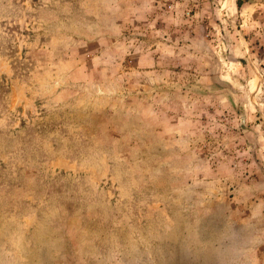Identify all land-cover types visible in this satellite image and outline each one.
Masks as SVG:
<instances>
[{
    "label": "rangeland",
    "instance_id": "rangeland-1",
    "mask_svg": "<svg viewBox=\"0 0 264 264\" xmlns=\"http://www.w3.org/2000/svg\"><path fill=\"white\" fill-rule=\"evenodd\" d=\"M0 264H264V0H0Z\"/></svg>",
    "mask_w": 264,
    "mask_h": 264
}]
</instances>
